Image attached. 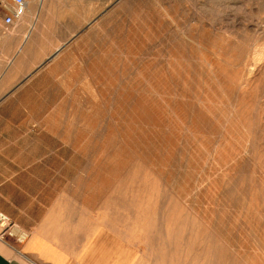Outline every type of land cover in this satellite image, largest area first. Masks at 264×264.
Listing matches in <instances>:
<instances>
[{
	"label": "rangeland",
	"instance_id": "1",
	"mask_svg": "<svg viewBox=\"0 0 264 264\" xmlns=\"http://www.w3.org/2000/svg\"><path fill=\"white\" fill-rule=\"evenodd\" d=\"M40 17L66 40L48 44L59 130L32 140L59 195L134 264H264V0H48Z\"/></svg>",
	"mask_w": 264,
	"mask_h": 264
},
{
	"label": "crops",
	"instance_id": "2",
	"mask_svg": "<svg viewBox=\"0 0 264 264\" xmlns=\"http://www.w3.org/2000/svg\"><path fill=\"white\" fill-rule=\"evenodd\" d=\"M20 25L9 37L0 35V58H11L0 67V211L25 238L0 241V264H134L112 242V232L97 225L94 206L59 195L47 151L32 146L33 139L59 130V79L51 74L59 56L48 55V44L66 40L49 38L41 17ZM36 44L40 52L33 51Z\"/></svg>",
	"mask_w": 264,
	"mask_h": 264
},
{
	"label": "built area",
	"instance_id": "3",
	"mask_svg": "<svg viewBox=\"0 0 264 264\" xmlns=\"http://www.w3.org/2000/svg\"><path fill=\"white\" fill-rule=\"evenodd\" d=\"M26 0H0V20L3 31L10 30L21 21L26 11ZM25 233L6 214L0 211V241H23Z\"/></svg>",
	"mask_w": 264,
	"mask_h": 264
},
{
	"label": "bare ground",
	"instance_id": "4",
	"mask_svg": "<svg viewBox=\"0 0 264 264\" xmlns=\"http://www.w3.org/2000/svg\"><path fill=\"white\" fill-rule=\"evenodd\" d=\"M26 1H27V3H26L27 4V7H26L27 10L25 11V16H24L23 23L21 24V26H26L29 23V21H32V23H33V21H35V19L37 20L38 19L37 17H38V14H39V8L43 7L44 4H46L48 2V0H26ZM33 6H34V9H32ZM10 30H8V31H3V30L1 31L0 30L1 37H9L14 32L13 31V32L9 33ZM183 221H184V219H183Z\"/></svg>",
	"mask_w": 264,
	"mask_h": 264
}]
</instances>
